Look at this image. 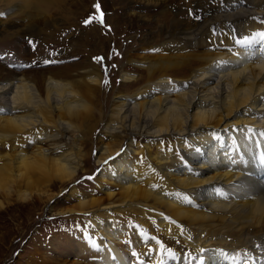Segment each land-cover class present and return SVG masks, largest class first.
I'll return each instance as SVG.
<instances>
[{"label":"bare ground","instance_id":"bare-ground-1","mask_svg":"<svg viewBox=\"0 0 264 264\" xmlns=\"http://www.w3.org/2000/svg\"><path fill=\"white\" fill-rule=\"evenodd\" d=\"M220 11L231 13L217 16L203 35L210 43L216 33V46L224 50L187 78L154 81L152 72L136 95L117 97L104 131L109 140L124 135L117 144H98L96 182L106 198L85 197L73 186L69 195L77 206L60 212L88 214L83 221L102 244L98 263L87 264H165L169 244L179 264H264V223L248 222L253 211L264 213V43L235 45L264 32V0H230ZM223 29L229 37H220ZM182 38L195 42L197 34L187 31ZM71 71L7 74L0 83V210L15 206L13 200L54 199L52 185L67 186L82 170L83 135L69 133L81 132L95 116L103 75L94 64L81 72L82 80ZM165 139L169 149L155 154V141ZM120 215L137 217L144 228L128 236L133 263L121 247Z\"/></svg>","mask_w":264,"mask_h":264},{"label":"rangeland","instance_id":"rangeland-1","mask_svg":"<svg viewBox=\"0 0 264 264\" xmlns=\"http://www.w3.org/2000/svg\"><path fill=\"white\" fill-rule=\"evenodd\" d=\"M226 1L230 0H66L62 5L63 12L55 19L30 24L19 14L17 0H0V83L7 74L19 78L35 71L52 76L69 67L74 79L82 80L81 72L93 64L103 75L95 116L86 119L81 127V132L88 129L89 132L98 123L97 130L92 135L93 128L85 136L80 130L69 133L71 136L83 135L80 137L84 139L83 153L87 160L82 170L67 186H61L59 182L52 185L50 194L56 195L54 199L13 200L15 206L0 210V264H71L79 260L84 264L98 263L95 251L102 243L93 235L94 228L83 221L88 214L66 213L78 203L76 198L70 197V189L75 186L85 197L96 194L97 198H106L105 191L96 182L101 171V166L97 165L98 144L113 141L117 144L124 135L121 133L116 141L109 140L104 131L118 102L117 97L136 95L149 82L152 72L154 81L162 76L187 78L205 60L224 50L216 46L219 42L215 39L216 33L210 37L214 39L212 42L205 43L209 38L203 32L210 31L217 16L231 13L220 11ZM97 4L100 5L99 12L95 7ZM101 13L102 24L99 22ZM87 20L92 22L86 24ZM187 31L197 34L198 41L183 39V33ZM198 33L203 38H198ZM221 34V38L230 36L226 29ZM96 58L101 59L97 61ZM45 60L51 63L45 64ZM171 63L175 64L169 67ZM164 64L168 65V70ZM105 70L107 86L104 84ZM123 74L132 80L124 82ZM74 125L80 129V123L75 121ZM135 141L140 140L136 138ZM167 143L166 139L155 141L153 152L168 150ZM146 144L147 141L142 140L140 149L143 150ZM144 157L146 160L144 155L131 156L141 163L146 162ZM260 166L264 168V161ZM112 190L119 192L117 187ZM196 210L208 213L202 207ZM63 211L66 214L60 213ZM120 218V227L126 236L121 240V247L128 262L133 263L137 255L128 250V236L135 237L139 228H144L137 223V217ZM131 230L135 232L127 233ZM172 253H175V244L165 248V264H179L177 254L173 260Z\"/></svg>","mask_w":264,"mask_h":264},{"label":"clouds","instance_id":"clouds-1","mask_svg":"<svg viewBox=\"0 0 264 264\" xmlns=\"http://www.w3.org/2000/svg\"><path fill=\"white\" fill-rule=\"evenodd\" d=\"M19 5V14L25 18L26 23L35 24L41 21H49L56 18L63 12L62 5L66 0H17ZM223 207L218 211H225ZM249 223H264V213L253 211L249 217Z\"/></svg>","mask_w":264,"mask_h":264},{"label":"snow or ice","instance_id":"snow-or-ice-1","mask_svg":"<svg viewBox=\"0 0 264 264\" xmlns=\"http://www.w3.org/2000/svg\"><path fill=\"white\" fill-rule=\"evenodd\" d=\"M95 7H96L97 11L99 12L100 11V5L97 4ZM91 22H92L91 20L85 21L86 24H90ZM99 22L101 24L103 23V13H101V18H100ZM256 37H258L259 39L257 40L255 37L253 39L245 38L243 40H235V43L237 45L242 46V47L251 46L252 44L258 43V42L264 43V32H258V33H256ZM96 59H97V61H99L101 58H96ZM44 63L45 64H48V63H51V61L45 60ZM104 84L106 86L109 84V81L107 79V70H105V80H104ZM261 135L264 136V133H261ZM169 251H171V250H169ZM133 255H135V253ZM228 255H232L234 258L237 257V256H239L238 253L228 254ZM245 255H248V254L246 253ZM172 259L173 260L176 259V254L175 253H172ZM141 264H143V262H141Z\"/></svg>","mask_w":264,"mask_h":264}]
</instances>
